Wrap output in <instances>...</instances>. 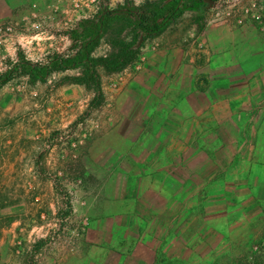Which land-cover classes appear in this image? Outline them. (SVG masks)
Returning <instances> with one entry per match:
<instances>
[{"label": "crops", "instance_id": "crops-1", "mask_svg": "<svg viewBox=\"0 0 264 264\" xmlns=\"http://www.w3.org/2000/svg\"><path fill=\"white\" fill-rule=\"evenodd\" d=\"M47 1L0 0V21L46 14ZM141 58L119 89L102 81L101 132L60 152L44 208L55 211L59 184L69 231L39 247L35 264H194L197 217L224 212L207 226L225 243L243 234L246 210H264V25L180 24Z\"/></svg>", "mask_w": 264, "mask_h": 264}, {"label": "rangeland", "instance_id": "rangeland-1", "mask_svg": "<svg viewBox=\"0 0 264 264\" xmlns=\"http://www.w3.org/2000/svg\"><path fill=\"white\" fill-rule=\"evenodd\" d=\"M142 1L48 0L46 14L35 8L0 21L12 27L7 42L0 46V74L8 62L19 58L35 64L50 55H67L73 50L71 31L93 17L101 3L114 9L125 2L137 6ZM254 14L260 15V19H253ZM207 17L236 27L249 21L264 25V0H216ZM159 44L157 40L149 48H160ZM108 52V44L102 40L95 55ZM141 67L142 58L134 73ZM78 73L69 70L36 84L17 78L0 90V251L6 249L13 254L5 262L0 260V264H27L31 253L39 252L36 246L48 248L69 230L67 224L61 231L53 219L59 199L54 212L44 208L47 192L58 183L60 152L73 151L70 143L77 141L83 145L100 133L109 117L106 111L88 110L92 98L88 91L63 85L64 77ZM128 74L131 73L105 75L104 91L119 89ZM56 194L58 197V189ZM211 214L210 218L204 217V213L197 217L194 232H189L195 239L194 264L264 263V210H246L241 218L243 234L237 241H231L232 235L225 243L214 233L215 227L207 226L208 219L223 217L224 212ZM204 233L210 237L204 238ZM52 240L55 242L51 243Z\"/></svg>", "mask_w": 264, "mask_h": 264}, {"label": "trees", "instance_id": "trees-1", "mask_svg": "<svg viewBox=\"0 0 264 264\" xmlns=\"http://www.w3.org/2000/svg\"><path fill=\"white\" fill-rule=\"evenodd\" d=\"M215 3L216 0H144L137 6L125 2L114 9L101 3L93 17L71 31V52L64 56L50 55L35 64L22 58L8 62L0 74V90L17 78H26L30 84L44 83L54 74L77 70V75L63 78V85L88 91L92 95L88 110L96 111L105 102L102 89L105 75L132 70L139 63L145 45L170 27L185 23L202 29L209 22L207 11ZM102 40L108 44L109 52L96 56ZM57 189L61 191L58 184ZM65 197L71 208L68 196ZM69 212L70 209L65 214Z\"/></svg>", "mask_w": 264, "mask_h": 264}, {"label": "built area", "instance_id": "built-area-1", "mask_svg": "<svg viewBox=\"0 0 264 264\" xmlns=\"http://www.w3.org/2000/svg\"><path fill=\"white\" fill-rule=\"evenodd\" d=\"M253 19L255 20H259L260 19V15L258 14H254L252 15ZM12 32V27L9 25H5V24H0V46L5 44L7 42V39L9 37V34ZM64 191H59L58 194V199H59V204L57 207V213L55 215L54 222L60 227L61 231L65 230V226L67 224H69L70 222V218L72 217V213H73V209L69 208L67 205V199H66V195L63 194ZM70 209V212L68 215H66L65 213ZM43 221H45V217L42 216L41 217ZM88 225V221L86 219H82L80 221H78V226L77 229H74L72 232H79L84 230V228ZM69 230H67L68 232ZM63 233V232H61ZM71 233V232H70ZM55 242V240H52L51 243ZM35 251L31 253V256L27 262V264H35Z\"/></svg>", "mask_w": 264, "mask_h": 264}]
</instances>
